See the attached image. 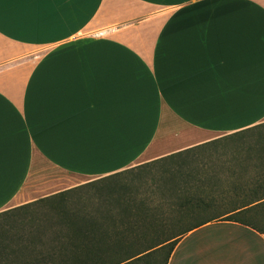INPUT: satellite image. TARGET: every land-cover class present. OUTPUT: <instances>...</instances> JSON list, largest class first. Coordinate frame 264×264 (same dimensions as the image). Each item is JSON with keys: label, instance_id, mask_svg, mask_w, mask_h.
<instances>
[{"label": "crops", "instance_id": "obj_1", "mask_svg": "<svg viewBox=\"0 0 264 264\" xmlns=\"http://www.w3.org/2000/svg\"><path fill=\"white\" fill-rule=\"evenodd\" d=\"M263 123L264 0H0V213ZM170 241L165 264H264L235 221Z\"/></svg>", "mask_w": 264, "mask_h": 264}, {"label": "rangeland", "instance_id": "obj_2", "mask_svg": "<svg viewBox=\"0 0 264 264\" xmlns=\"http://www.w3.org/2000/svg\"><path fill=\"white\" fill-rule=\"evenodd\" d=\"M170 145L166 143L164 147H172ZM56 176L51 171L31 176L26 189L28 197L37 199L56 190L48 187ZM257 186L262 187L263 193L264 123L211 141L183 156L140 164L98 184L79 186L67 196V206L91 212L104 209L102 205L110 206L104 204L110 199L100 195L101 189L116 190L117 187L122 195L118 201L125 205L117 209L110 206L108 212L114 216V222L103 223L107 233L101 245L103 258L92 263L110 264L170 239L198 220L218 217L253 201L260 194ZM197 201H204L208 206L197 208ZM45 209L43 205H36L0 215V247L1 243L9 245L12 239L26 238L32 230L28 221L35 223ZM231 219L262 229L264 203L247 208ZM53 229L63 233L67 230L59 229L56 224ZM170 244H163L128 264H164ZM39 247L42 246L37 244ZM20 260L15 261L20 263ZM36 264L42 262L39 260ZM52 264L61 262L55 260Z\"/></svg>", "mask_w": 264, "mask_h": 264}, {"label": "trees", "instance_id": "obj_3", "mask_svg": "<svg viewBox=\"0 0 264 264\" xmlns=\"http://www.w3.org/2000/svg\"><path fill=\"white\" fill-rule=\"evenodd\" d=\"M201 146L196 147V149L200 148ZM193 149L179 151L160 159L167 157H180ZM114 175L116 174L81 186L98 184V181L108 180ZM256 188L259 189L258 192H260V194L253 201L240 205L239 207H235L223 213L222 215H219L218 217H209L198 220L185 229L190 230L191 228L200 226L206 222L215 220L216 218H220V220L225 221H235L243 225L250 226L246 223L239 222L231 218L233 217V215L242 212L247 208L264 203L263 201L261 203L259 202L257 204L251 205L254 202L264 200V192L261 193L262 187L257 186ZM78 189L79 186L1 212L0 215L7 214L12 211L25 210L28 207L36 205H43V207H46V212L42 213V217H38L36 220V222H39L38 224L35 225L36 222L34 223V220L28 221L30 225L29 227L32 230L28 231L26 238L20 237L16 240L12 239L9 245L1 243L2 247H0V254L2 255L0 256H2V258H0V264H36L39 260L42 262V264H52L55 260H59L61 264H92L99 260L101 261L104 254L101 249V245L104 243L105 236L107 235L105 228H103V223L114 222V216H111L108 212L110 211L109 208L111 205H113L111 207L116 206V209L123 208L125 204L119 203L118 199H120L122 195L119 193V191H117L116 187V190H109L106 188L101 189L102 191L100 192V195H102L103 197H108V199H110L107 202H104V204L110 206L106 207L105 205H102L104 209L100 210L99 208H97L91 212V210L86 211L80 208H68L67 196L77 191ZM207 204L208 203H205L204 201H197L195 206L197 208H201L203 206H208ZM55 224L58 225L59 229L66 228V232L63 233L61 232V230L54 231L53 225ZM33 227L37 228L34 229ZM250 227L264 231V227L262 229L253 226ZM174 237H171L170 239H173ZM170 239L155 243L152 246H149L138 252L137 254H134L127 258L116 259L110 264H128L150 252H153L158 248H161L162 246H164L163 244ZM169 243L171 244L167 257L175 241H171ZM37 244L42 247L37 248ZM19 258L21 259L20 263H16L19 261L15 260H19ZM166 259L164 261V264L166 262Z\"/></svg>", "mask_w": 264, "mask_h": 264}]
</instances>
